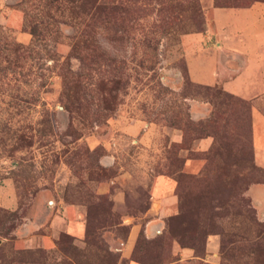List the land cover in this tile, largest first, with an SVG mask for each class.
Segmentation results:
<instances>
[{"label": "rangeland", "instance_id": "374dc122", "mask_svg": "<svg viewBox=\"0 0 264 264\" xmlns=\"http://www.w3.org/2000/svg\"><path fill=\"white\" fill-rule=\"evenodd\" d=\"M58 1L0 0V264H264V90L192 73L261 82L264 0Z\"/></svg>", "mask_w": 264, "mask_h": 264}, {"label": "crops", "instance_id": "0c3cea01", "mask_svg": "<svg viewBox=\"0 0 264 264\" xmlns=\"http://www.w3.org/2000/svg\"><path fill=\"white\" fill-rule=\"evenodd\" d=\"M256 4L260 6H264V3L259 2V3L251 4L249 8H245V9L251 10V8H253V6H255ZM250 35H252L251 37V41L253 40L252 42H254L255 37L257 38L258 36H260V34H255V33L254 34L250 33ZM241 37H242V31L238 34V36H236L238 42L237 44L242 43L243 38L241 39ZM229 44L233 49L235 56L238 58L235 65L229 66L228 64H221V61H219L218 65H216L215 60H209L207 63L206 62L199 63L198 65L200 68L202 67V71H195V73L192 72L193 75L200 79L202 78L203 79L202 81H205V79L212 80L216 76L221 78L225 74H231L232 78L228 81L223 82L222 85L230 93L240 95L242 97H249L252 93L255 92L259 93L263 91L264 66L261 67V71H260L261 79H262L260 83L258 84L246 83L243 85V75L249 68L248 60H247L248 54L247 52H245L244 54L243 52H241V50L236 49L235 47L238 45L235 44L233 45L231 43ZM253 59L257 60V58H253ZM230 81H232L231 84ZM240 81H242L241 84L239 83ZM256 131L259 134V140L264 141V115L257 109H253L251 112L252 158L255 166L264 169V144H256L255 142ZM257 196L261 197L264 200V195L257 194Z\"/></svg>", "mask_w": 264, "mask_h": 264}, {"label": "trees", "instance_id": "16d2710c", "mask_svg": "<svg viewBox=\"0 0 264 264\" xmlns=\"http://www.w3.org/2000/svg\"><path fill=\"white\" fill-rule=\"evenodd\" d=\"M45 2H44V4L46 5V4H51L52 2H56V0H44ZM82 2V0H61V2H68V3H74V2ZM234 1H236V0H232V2H234ZM260 1H263V0H260ZM60 1H58V4H56L55 5V8H58L59 6H60V3H61ZM85 2H87V1H85ZM213 2H214V5L215 6H227V4H228V2H227V0L226 1H220V0H213ZM84 3H79V6H82ZM251 4V3H250ZM249 4V5H250ZM248 5V4H247ZM247 5H243V6H241V7H247ZM91 7V6H90ZM102 12L104 13V14H109V12H115V11H123V8H122V6L121 5H119V4H116V3H112V4H103L102 6ZM92 12H87V14H89L88 15V19L89 20H91L92 19V17H93V14H94V10H95V6H93L92 5ZM90 9V10H91ZM26 26H27V29H28V31H29V33H31V35L32 36H37L38 34H39V32L37 31V26H36V23H32V22H30L29 20L26 22ZM88 39V38H87ZM83 42H84V40H82ZM86 47V46H85Z\"/></svg>", "mask_w": 264, "mask_h": 264}]
</instances>
